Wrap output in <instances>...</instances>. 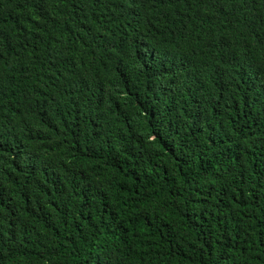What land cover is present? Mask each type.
<instances>
[{
  "label": "trees",
  "instance_id": "1",
  "mask_svg": "<svg viewBox=\"0 0 264 264\" xmlns=\"http://www.w3.org/2000/svg\"><path fill=\"white\" fill-rule=\"evenodd\" d=\"M0 264H264V0H0Z\"/></svg>",
  "mask_w": 264,
  "mask_h": 264
}]
</instances>
